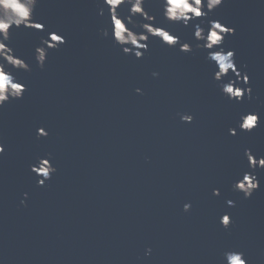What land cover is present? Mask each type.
I'll return each mask as SVG.
<instances>
[{
  "label": "water",
  "instance_id": "obj_1",
  "mask_svg": "<svg viewBox=\"0 0 264 264\" xmlns=\"http://www.w3.org/2000/svg\"><path fill=\"white\" fill-rule=\"evenodd\" d=\"M101 4L40 0L34 18L45 29L11 30L31 71L16 72L27 90L0 108V264H220L233 248L264 264V169L255 170L260 186L250 198L232 188L250 170L244 149L264 155V4L225 0L192 22L236 28L223 46L250 76L252 98L241 101L221 93L191 25L165 20L159 0H145L146 9L192 52L152 37L142 58L123 53L99 33L109 27ZM49 31L66 43L41 69L33 53ZM247 111L260 114L258 127L230 135ZM41 126L48 135L37 138ZM49 154L57 170L40 186L30 166ZM225 212L228 228L219 222Z\"/></svg>",
  "mask_w": 264,
  "mask_h": 264
},
{
  "label": "clouds",
  "instance_id": "obj_2",
  "mask_svg": "<svg viewBox=\"0 0 264 264\" xmlns=\"http://www.w3.org/2000/svg\"><path fill=\"white\" fill-rule=\"evenodd\" d=\"M40 0H0V108L7 102L23 97L27 85L18 79L16 72L31 71V65L21 56L17 55L15 49L10 45L11 30L13 28H33L44 30L45 24L34 18V13ZM264 4V0H259ZM161 14L165 20L171 23L191 25L193 38L196 41L195 48L206 53V60L214 65L212 78L217 82L221 93L230 100L241 101L247 95L252 98V87L250 76L246 71H241L235 59V49L223 46L227 35L235 34L236 28L222 22L221 19H208L192 23L197 18L208 17L210 12L219 8L225 0H159ZM127 5L128 14L122 16L120 8ZM107 9V20L109 27H102L99 33L104 38H111L114 45L118 46L123 53L132 54L137 59L142 58L149 48L148 41L152 37L159 38L162 44L169 47L179 46V51L190 53L193 51V44L189 41H181V37L170 29L156 23V15L150 13L145 7V0H102L99 7V15L105 16ZM135 17H140L139 20ZM66 43V38L59 31H49L47 36L40 38L33 53L34 60L38 67L43 69L51 49H58ZM234 74V77L230 75ZM153 77L159 76V72L153 71ZM244 86H242V84ZM137 93L142 94V89L137 87ZM183 122L190 123L194 117L191 113H178ZM260 114L255 111L241 112L236 127H230V135L237 134V128L241 131L251 132L259 125ZM37 138L47 136L45 127H38ZM5 152L4 143L0 142V154ZM244 156L247 158L248 168L238 174L232 184L236 192L243 193L245 198H250L260 186L256 169H264V155L257 157L250 148L244 149ZM31 171L38 176L37 184L43 186L46 180L50 179L56 172V167L51 161L50 154L36 158L31 166ZM212 194L220 195L219 188H213ZM28 193H24L27 197ZM25 200H21L24 204ZM228 206H234L235 201L228 199ZM191 202L183 204L185 212L191 209ZM220 224L228 228L231 224V217L228 212L223 213L219 218ZM151 249L145 254L149 255ZM220 264H248L243 251L237 249H224L220 253Z\"/></svg>",
  "mask_w": 264,
  "mask_h": 264
}]
</instances>
